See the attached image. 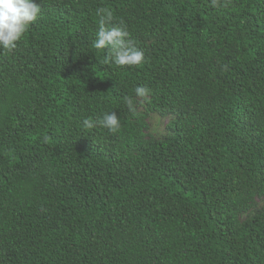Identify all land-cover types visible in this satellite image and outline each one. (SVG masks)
Segmentation results:
<instances>
[{
  "label": "trees",
  "instance_id": "trees-1",
  "mask_svg": "<svg viewBox=\"0 0 264 264\" xmlns=\"http://www.w3.org/2000/svg\"><path fill=\"white\" fill-rule=\"evenodd\" d=\"M211 2L33 0L0 47V264H264V0ZM100 8L141 67L94 48Z\"/></svg>",
  "mask_w": 264,
  "mask_h": 264
},
{
  "label": "clouds",
  "instance_id": "clouds-1",
  "mask_svg": "<svg viewBox=\"0 0 264 264\" xmlns=\"http://www.w3.org/2000/svg\"><path fill=\"white\" fill-rule=\"evenodd\" d=\"M233 0H212L213 8H228ZM42 8L33 3V0H0V47L3 49L2 55L13 54L17 51L19 43L29 31L30 26L35 24L40 17ZM99 16V31L97 33L94 48L98 51L107 50L106 64L114 63L119 68H139L145 62V56L131 40L130 33L126 25L120 21L115 24L114 13L106 8H100L97 12ZM227 66L224 71H227ZM136 96L147 101L150 96V89L147 87H137ZM124 102L128 109L135 113L136 107L132 97H125ZM88 130L99 126L108 130L112 135L121 131V123L115 112L106 113L102 119L94 122L91 119L83 121Z\"/></svg>",
  "mask_w": 264,
  "mask_h": 264
},
{
  "label": "rangeland",
  "instance_id": "rangeland-1",
  "mask_svg": "<svg viewBox=\"0 0 264 264\" xmlns=\"http://www.w3.org/2000/svg\"><path fill=\"white\" fill-rule=\"evenodd\" d=\"M143 110V108H141ZM173 120L172 117L163 118L159 115H150L148 117L149 131L148 133L156 139H162L168 134V125ZM257 206L260 208L263 206L264 202L262 199H257Z\"/></svg>",
  "mask_w": 264,
  "mask_h": 264
}]
</instances>
